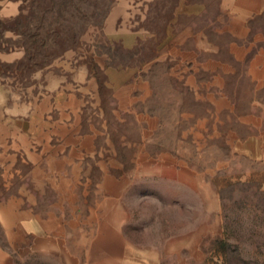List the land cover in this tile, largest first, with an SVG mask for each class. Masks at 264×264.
Masks as SVG:
<instances>
[{"label": "rangeland", "instance_id": "1", "mask_svg": "<svg viewBox=\"0 0 264 264\" xmlns=\"http://www.w3.org/2000/svg\"><path fill=\"white\" fill-rule=\"evenodd\" d=\"M191 2L205 4L206 14L194 23L183 13ZM216 4L0 0V176L10 169L16 175L10 184L21 185V142L33 120L60 119L63 138L71 134L69 125L108 126L103 139L126 155L127 171L138 155H156L165 164L193 168L199 178L183 186L129 174L135 183L126 232L159 249L150 264H264V164L236 148L264 116V84L250 81L242 67L220 68L221 62L236 64L224 45L244 43L230 34L215 38ZM202 23L204 36L196 32ZM192 39L206 51L189 53ZM192 54L221 62L202 66ZM122 70L142 83L135 110L120 109L109 82ZM44 199L48 204L53 196ZM185 236L187 244H176ZM3 246L10 254L5 264L22 263L20 244Z\"/></svg>", "mask_w": 264, "mask_h": 264}, {"label": "crops", "instance_id": "2", "mask_svg": "<svg viewBox=\"0 0 264 264\" xmlns=\"http://www.w3.org/2000/svg\"><path fill=\"white\" fill-rule=\"evenodd\" d=\"M214 1L215 38L235 35L244 45L223 47L236 64L221 62L218 56L212 61L221 62L220 68L242 67L250 81L264 84V0ZM183 13L190 15L194 23L195 18L206 14L205 4L188 3ZM218 20L225 21L224 25L216 23ZM184 28L186 31L189 27ZM204 28L202 23L196 32L204 36ZM178 43L184 44V38ZM188 45L189 53L195 49L197 53L206 51L205 45L193 39ZM183 48L178 52L186 61V46ZM220 48H214V52ZM194 55L191 56L202 66L212 62ZM117 73L109 77V82L117 90L120 109L135 110V104L142 99L143 92H137L141 80L131 71ZM262 117L260 124L251 126L252 133L239 141L236 148L240 154L253 152L264 164ZM33 121L21 142V185L15 189L10 184V179L16 176L8 173L10 169L0 176V180L6 181L0 182V226L5 232L4 238H0V264H5L6 256L10 255L4 243L21 245V264H150L148 261L157 259L161 253L152 242L130 239L126 232L131 221L127 199L135 183L130 175H135L136 180L162 179L190 186L199 179L196 171L178 163L165 164L156 155L144 158L138 155L132 160L134 167L127 171L126 155L108 137L103 139L108 126L69 125L71 134L63 138L60 119L52 124ZM47 195L53 196L48 204L44 199ZM188 242L186 236L176 239V244Z\"/></svg>", "mask_w": 264, "mask_h": 264}]
</instances>
